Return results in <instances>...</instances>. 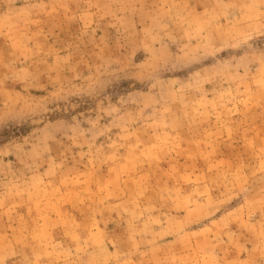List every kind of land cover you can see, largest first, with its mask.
Wrapping results in <instances>:
<instances>
[{
	"label": "rangeland",
	"instance_id": "1",
	"mask_svg": "<svg viewBox=\"0 0 264 264\" xmlns=\"http://www.w3.org/2000/svg\"><path fill=\"white\" fill-rule=\"evenodd\" d=\"M0 264H264V0H0Z\"/></svg>",
	"mask_w": 264,
	"mask_h": 264
}]
</instances>
